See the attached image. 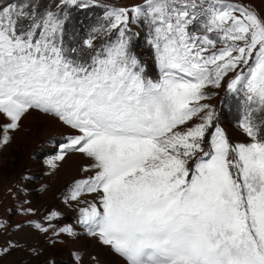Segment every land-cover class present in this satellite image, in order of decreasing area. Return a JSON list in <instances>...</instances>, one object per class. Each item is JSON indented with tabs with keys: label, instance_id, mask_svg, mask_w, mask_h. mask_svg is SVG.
Segmentation results:
<instances>
[{
	"label": "snow or ice",
	"instance_id": "6c2138e0",
	"mask_svg": "<svg viewBox=\"0 0 264 264\" xmlns=\"http://www.w3.org/2000/svg\"><path fill=\"white\" fill-rule=\"evenodd\" d=\"M94 9L82 46H67L72 13ZM134 25L156 80L132 51ZM222 85L243 88L251 142L232 144L206 102ZM33 111L69 130L53 168L70 153L92 161L68 199L98 196L77 222L125 264H264V122L252 120L264 112V14L245 0H0V149Z\"/></svg>",
	"mask_w": 264,
	"mask_h": 264
},
{
	"label": "rangeland",
	"instance_id": "374dc122",
	"mask_svg": "<svg viewBox=\"0 0 264 264\" xmlns=\"http://www.w3.org/2000/svg\"><path fill=\"white\" fill-rule=\"evenodd\" d=\"M261 1L260 8L264 11V0ZM107 2L114 7H125L141 0ZM99 11L72 13L66 26L67 46H82L90 26L96 24ZM133 30L138 35L133 37L132 51L145 66L146 76L156 80L160 73L154 51L147 43L146 29L134 25ZM104 39L99 37L97 44ZM92 54L86 46L80 53L84 59ZM206 91L209 97L206 102L215 109L217 123L230 142H251L241 127L246 109L243 88L233 92L224 85L209 86ZM34 112L30 122L22 120V127L13 133L12 141L0 149V249L9 248L7 253H0V264H125L122 257L88 235L77 222L80 209L97 202L98 196L93 193L84 194L76 201L68 199L77 180L94 175L92 171H82L92 161L70 153L63 161H56L53 168L48 163L57 154L53 149L67 141L69 130L39 119L41 113ZM252 120L257 124L264 122V112L254 113ZM4 123L6 118L0 116V124ZM261 137H264V125H261ZM65 226H71L76 235L61 233L59 230Z\"/></svg>",
	"mask_w": 264,
	"mask_h": 264
},
{
	"label": "bare ground",
	"instance_id": "6f19581e",
	"mask_svg": "<svg viewBox=\"0 0 264 264\" xmlns=\"http://www.w3.org/2000/svg\"><path fill=\"white\" fill-rule=\"evenodd\" d=\"M33 114L35 115V112L33 111L31 114H29V115H26L24 118H23V120H25V121H28L29 120V122H30V120H31V118H32V116H33ZM39 119H42V120H45V122H49V121H52V123L54 124V125H56L58 128H65V129H67L66 127H64V125L63 124H61L58 120H56V119H54V118H52V117H49V116H44V115H41V114H39ZM51 123V124H52ZM45 126H47V125H45ZM52 127V126H51ZM56 127V128H57Z\"/></svg>",
	"mask_w": 264,
	"mask_h": 264
},
{
	"label": "crops",
	"instance_id": "0c3cea01",
	"mask_svg": "<svg viewBox=\"0 0 264 264\" xmlns=\"http://www.w3.org/2000/svg\"><path fill=\"white\" fill-rule=\"evenodd\" d=\"M261 0H245V3L250 5L251 7L255 8V10L258 13L264 14V11L261 10L260 5H261ZM42 114V113H41Z\"/></svg>",
	"mask_w": 264,
	"mask_h": 264
}]
</instances>
